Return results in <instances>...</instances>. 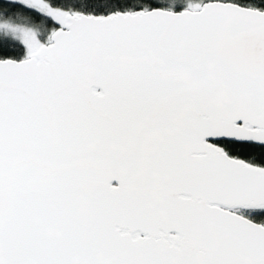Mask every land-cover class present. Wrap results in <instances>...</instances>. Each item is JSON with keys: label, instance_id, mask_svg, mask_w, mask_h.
Masks as SVG:
<instances>
[{"label": "snow or ice", "instance_id": "snow-or-ice-1", "mask_svg": "<svg viewBox=\"0 0 264 264\" xmlns=\"http://www.w3.org/2000/svg\"><path fill=\"white\" fill-rule=\"evenodd\" d=\"M0 264H264V0H0Z\"/></svg>", "mask_w": 264, "mask_h": 264}, {"label": "trees", "instance_id": "trees-1", "mask_svg": "<svg viewBox=\"0 0 264 264\" xmlns=\"http://www.w3.org/2000/svg\"><path fill=\"white\" fill-rule=\"evenodd\" d=\"M40 27H41L42 29H44V28H46V25L41 24Z\"/></svg>", "mask_w": 264, "mask_h": 264}]
</instances>
